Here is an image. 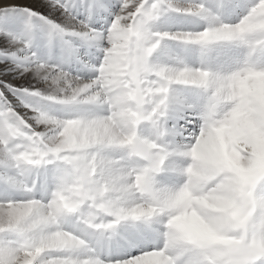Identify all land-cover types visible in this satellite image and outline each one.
<instances>
[{"label":"snow or ice","instance_id":"1","mask_svg":"<svg viewBox=\"0 0 264 264\" xmlns=\"http://www.w3.org/2000/svg\"><path fill=\"white\" fill-rule=\"evenodd\" d=\"M0 264H264V0H0Z\"/></svg>","mask_w":264,"mask_h":264}]
</instances>
